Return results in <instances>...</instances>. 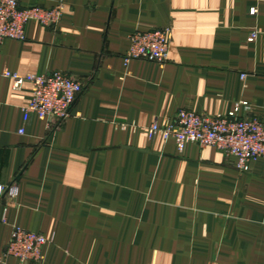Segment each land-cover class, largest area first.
<instances>
[{
	"label": "crops",
	"instance_id": "obj_1",
	"mask_svg": "<svg viewBox=\"0 0 264 264\" xmlns=\"http://www.w3.org/2000/svg\"><path fill=\"white\" fill-rule=\"evenodd\" d=\"M56 6L57 25L0 46V72L83 85L62 122L23 123L28 86L0 78V187L17 188L0 203V256L16 226L48 240L41 264H264V162L240 173L215 149L179 155L145 134L180 109L246 103L238 117L264 122V0H20ZM162 28L169 60L125 66L129 36Z\"/></svg>",
	"mask_w": 264,
	"mask_h": 264
},
{
	"label": "built area",
	"instance_id": "obj_2",
	"mask_svg": "<svg viewBox=\"0 0 264 264\" xmlns=\"http://www.w3.org/2000/svg\"><path fill=\"white\" fill-rule=\"evenodd\" d=\"M60 19V6L47 10L39 7L21 8L20 0H0V46L9 40L23 41L25 26L29 22L50 28L57 25ZM257 35V32H252L248 42H253ZM170 43L169 28L135 32L129 36L124 64L127 66L132 61L140 60L162 66L169 60ZM0 78L10 80L15 91L28 86L30 98L22 107L23 123H27L32 115L42 120L62 122L70 115L73 104L83 91L80 82L61 73L21 76L0 72ZM241 106L247 107L246 103L239 104L232 112L218 117L200 116L190 110L180 109L173 120L152 122L145 129V134L148 140L160 138L165 143L173 142L179 155L184 153L188 145L215 149L228 158H234L238 172L247 173L251 163L264 162V122L257 118L238 117ZM16 196L15 185L0 187V202ZM47 243L48 240L43 236L15 226L0 262L14 258L20 263L41 264L43 248Z\"/></svg>",
	"mask_w": 264,
	"mask_h": 264
},
{
	"label": "rangeland",
	"instance_id": "obj_3",
	"mask_svg": "<svg viewBox=\"0 0 264 264\" xmlns=\"http://www.w3.org/2000/svg\"><path fill=\"white\" fill-rule=\"evenodd\" d=\"M157 139V138H156ZM158 139H160V138H158ZM161 140V139H160ZM162 141V140H161ZM163 142V141H162ZM165 143V142H164Z\"/></svg>",
	"mask_w": 264,
	"mask_h": 264
},
{
	"label": "water",
	"instance_id": "obj_4",
	"mask_svg": "<svg viewBox=\"0 0 264 264\" xmlns=\"http://www.w3.org/2000/svg\"><path fill=\"white\" fill-rule=\"evenodd\" d=\"M1 203V202H0Z\"/></svg>",
	"mask_w": 264,
	"mask_h": 264
}]
</instances>
